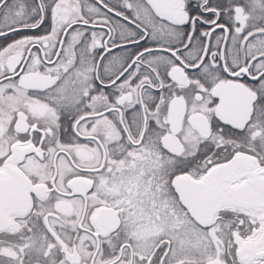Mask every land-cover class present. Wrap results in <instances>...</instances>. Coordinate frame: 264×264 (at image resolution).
Masks as SVG:
<instances>
[{"label":"snow or ice","instance_id":"1","mask_svg":"<svg viewBox=\"0 0 264 264\" xmlns=\"http://www.w3.org/2000/svg\"><path fill=\"white\" fill-rule=\"evenodd\" d=\"M0 264H264V0H0Z\"/></svg>","mask_w":264,"mask_h":264}]
</instances>
